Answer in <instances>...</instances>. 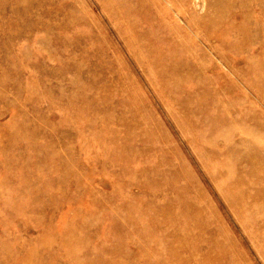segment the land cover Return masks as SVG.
<instances>
[{
	"label": "rangeland",
	"instance_id": "rangeland-1",
	"mask_svg": "<svg viewBox=\"0 0 264 264\" xmlns=\"http://www.w3.org/2000/svg\"><path fill=\"white\" fill-rule=\"evenodd\" d=\"M0 264H264V0H0Z\"/></svg>",
	"mask_w": 264,
	"mask_h": 264
}]
</instances>
